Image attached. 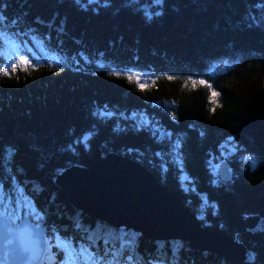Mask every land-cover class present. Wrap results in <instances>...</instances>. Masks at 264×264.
Here are the masks:
<instances>
[{
    "label": "trees",
    "instance_id": "obj_1",
    "mask_svg": "<svg viewBox=\"0 0 264 264\" xmlns=\"http://www.w3.org/2000/svg\"><path fill=\"white\" fill-rule=\"evenodd\" d=\"M0 25L53 58L0 74V210L29 214L50 242L74 247L73 258L54 249L53 259L264 264V231L247 227L264 193V0H0ZM140 72L151 80L141 84ZM112 152L147 166L255 261L125 231L76 207L57 175ZM224 161L230 180L217 174Z\"/></svg>",
    "mask_w": 264,
    "mask_h": 264
},
{
    "label": "water",
    "instance_id": "obj_2",
    "mask_svg": "<svg viewBox=\"0 0 264 264\" xmlns=\"http://www.w3.org/2000/svg\"><path fill=\"white\" fill-rule=\"evenodd\" d=\"M72 169L77 173L72 172ZM62 171V173H65L64 179L61 183L58 182V174L55 179L56 184L62 188L68 196V191L71 192L75 203L84 206V204L80 202L83 201L85 205L88 204V206H84L88 210L90 207H94L92 205L93 202L79 189V183L76 182L78 176V178L85 179L88 183L92 182L89 183L90 185L95 183L96 185H93V188L97 191L99 190V192L107 197H115L119 200L129 201L130 203L134 201L135 203H139V205L141 204L142 207H148L150 209L160 208L159 210L170 217L172 222L184 221V227H186V233H183L184 237L175 236L174 238L187 239L195 248L233 258L240 262L252 263L255 261L254 252L247 248L238 238L234 239L222 232L206 229L202 225L199 216L193 213L191 209L185 205L183 200L168 191L159 182L152 170L135 159L112 152L104 156L100 162L93 167L72 165ZM217 174L223 180H230L232 178V170L228 162L224 161L219 165ZM74 193L75 195H73ZM70 201L76 207H79L71 199ZM259 204L261 206V212L247 218L248 228L255 227L261 219H264V193L259 199ZM79 208L81 209V207ZM90 216L101 219L96 215ZM134 221L133 223L136 225L147 226L149 229L151 227V225L145 224L137 218ZM186 225H188L189 228ZM125 229L129 230L131 228L128 227ZM46 230V228H38L28 218H24V220L15 227L9 222L6 215H1L0 264H39L40 258L46 250ZM187 235L190 237H187ZM207 235L208 237L210 236V241L208 242L204 237H207ZM172 238L168 237L166 240ZM198 238H201L202 241L205 240L206 242H204L206 244L216 249L218 248V251L214 248L212 249V247L202 246L198 242ZM192 239H196L197 241H192Z\"/></svg>",
    "mask_w": 264,
    "mask_h": 264
},
{
    "label": "bare ground",
    "instance_id": "obj_3",
    "mask_svg": "<svg viewBox=\"0 0 264 264\" xmlns=\"http://www.w3.org/2000/svg\"><path fill=\"white\" fill-rule=\"evenodd\" d=\"M74 173H77L74 171V169L71 170ZM63 171L59 172V181L64 179ZM86 173V172H85ZM90 174V173H89ZM77 177V176H76ZM79 177V176H78ZM76 178V182L79 183V189L81 192L90 200L93 202L94 207H90L89 210L86 209L81 204H77L74 202L71 192L69 193V198L83 211L88 213L89 215H96L100 217L101 219L117 226V227H123L128 228L130 225V228H134L137 231H141L144 235L148 237H155V239H163L166 240L168 237L174 238L175 236L183 238L184 232L186 227H184V221L179 222L175 221L172 222L171 218L168 217L164 212H162L159 209H150L148 207H142L141 204L135 203L134 201L130 203L129 201L119 200L115 197H107L99 190L93 188V185H96L95 183L93 185H90L85 179ZM98 187V186H97ZM102 190V189H101ZM162 212V213H161ZM96 213V214H94ZM174 214V213H173ZM139 219L140 221L144 222L145 224L151 225L150 230L146 231L145 228L138 227L135 224H131L135 219ZM179 220V219H178ZM188 227V225H186ZM189 228V227H188ZM253 233L262 232L264 231V228L256 229L251 228L250 229ZM190 231V230H189ZM188 232V231H187ZM186 233V232H185ZM190 233V232H189ZM188 233V234H189ZM195 236V235H194ZM176 237V238H177ZM190 237V236H187ZM206 238V241H210V236ZM195 238V237H194ZM214 238V236H213ZM199 243L202 246H208L212 247L208 244H206L202 239H198ZM192 241H197L196 239H192ZM212 241V240H211ZM212 243V242H211ZM214 244V243H213ZM216 244V243H215ZM216 249L215 247H212V249ZM218 249V248H217ZM216 249V250H217ZM218 251V250H217Z\"/></svg>",
    "mask_w": 264,
    "mask_h": 264
},
{
    "label": "snow or ice",
    "instance_id": "obj_4",
    "mask_svg": "<svg viewBox=\"0 0 264 264\" xmlns=\"http://www.w3.org/2000/svg\"><path fill=\"white\" fill-rule=\"evenodd\" d=\"M20 63H22V64H28L29 62H28L27 60L22 59V60L20 61ZM25 70H26V69H25ZM10 71H11V73H15V72L17 71V65H16V64H12V65H11V68H9V67H4V68L2 69V72H0V74H2L3 76H9ZM200 83L203 84L204 82L201 81ZM218 95H219V93H217V92H215V91H213V92L211 93V97L213 98V101H214V98H216ZM214 110H215V109H213V111H214ZM248 159H250V160L253 161V165L255 164V161L253 160V158L248 157Z\"/></svg>",
    "mask_w": 264,
    "mask_h": 264
},
{
    "label": "rangeland",
    "instance_id": "obj_5",
    "mask_svg": "<svg viewBox=\"0 0 264 264\" xmlns=\"http://www.w3.org/2000/svg\"><path fill=\"white\" fill-rule=\"evenodd\" d=\"M136 74V76L138 77V79L140 80V82H141V84H144L145 82H147V81H149V80H151V78H152V75L151 74H149V73H145V72H140V73H135ZM145 120L148 122L149 121V118H145ZM230 150H234V148H232L231 146H230ZM73 195H75V193L73 194ZM75 197V196H74ZM77 202V201H76ZM82 204H84V206H88V204L87 205H85V203L83 202V201H80ZM79 203V202H78ZM200 217V216H199ZM135 222V221H134ZM133 222H131V224H132ZM134 224V223H133ZM136 225V224H135ZM131 226V225H130ZM129 226V227H130ZM137 226H140V227H142V228H145L146 230H150L149 229V227H147V226H142V225H137ZM251 229V228H250ZM77 230L75 229L73 232H76ZM188 236V235H187ZM195 238H197V237H195ZM199 239V238H198ZM201 239V238H200ZM113 252V251H112Z\"/></svg>",
    "mask_w": 264,
    "mask_h": 264
},
{
    "label": "built area",
    "instance_id": "obj_6",
    "mask_svg": "<svg viewBox=\"0 0 264 264\" xmlns=\"http://www.w3.org/2000/svg\"><path fill=\"white\" fill-rule=\"evenodd\" d=\"M254 228L256 229L264 228V219H261Z\"/></svg>",
    "mask_w": 264,
    "mask_h": 264
}]
</instances>
